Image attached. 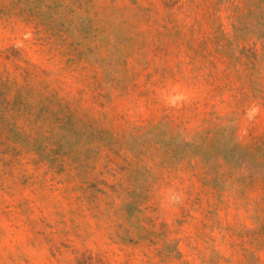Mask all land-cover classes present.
I'll return each instance as SVG.
<instances>
[{
	"label": "rangeland",
	"instance_id": "1",
	"mask_svg": "<svg viewBox=\"0 0 264 264\" xmlns=\"http://www.w3.org/2000/svg\"><path fill=\"white\" fill-rule=\"evenodd\" d=\"M0 264H264V0H0Z\"/></svg>",
	"mask_w": 264,
	"mask_h": 264
},
{
	"label": "clouds",
	"instance_id": "2",
	"mask_svg": "<svg viewBox=\"0 0 264 264\" xmlns=\"http://www.w3.org/2000/svg\"><path fill=\"white\" fill-rule=\"evenodd\" d=\"M255 113V110H253V114Z\"/></svg>",
	"mask_w": 264,
	"mask_h": 264
}]
</instances>
